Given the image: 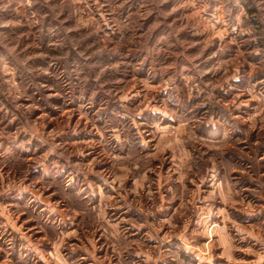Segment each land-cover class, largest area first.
Returning a JSON list of instances; mask_svg holds the SVG:
<instances>
[{"label": "clouds", "instance_id": "9594fccd", "mask_svg": "<svg viewBox=\"0 0 264 264\" xmlns=\"http://www.w3.org/2000/svg\"><path fill=\"white\" fill-rule=\"evenodd\" d=\"M123 4L135 9L128 19L112 14ZM41 34L61 58L39 73L40 101L55 98L59 105L46 107L65 113L55 131L36 111L30 78L18 75L19 67L38 74L31 41ZM132 75L142 79L129 82ZM257 130L264 132V0H0V218L26 252L20 264H85V253L87 264H205L221 242L229 255L239 244L253 253L250 264H264V232L248 228L264 208L245 202L243 185L237 192L225 183L220 167L237 138ZM165 157L171 173L153 175ZM29 176L79 201L63 228L52 221L47 245L19 222V202L43 206L49 218L64 214L55 192L45 195ZM172 198L187 213L183 226ZM76 217L100 231L107 255L94 237L81 240Z\"/></svg>", "mask_w": 264, "mask_h": 264}, {"label": "rangeland", "instance_id": "374dc122", "mask_svg": "<svg viewBox=\"0 0 264 264\" xmlns=\"http://www.w3.org/2000/svg\"><path fill=\"white\" fill-rule=\"evenodd\" d=\"M136 7L138 8L139 5H136ZM128 8L129 6L127 4L116 5L113 7L112 14L114 16L123 15L125 19H128L135 11V9H133L130 12L128 11ZM86 38L88 37H85V39ZM44 39L45 37L43 34H41L33 37L31 41L32 48L35 49V53L37 55L36 59L30 61V63L38 74L35 75V77H31L30 74L22 67L18 68V75L23 73L24 76L30 78L32 87L35 89V98L38 101H40V92L44 86V77L39 74L40 70H50L52 66L51 62L53 60L59 62L61 59L59 55L52 49V45H54L56 41L47 39L46 43H41V41ZM131 43H133V41L129 40V44ZM129 51H131V49H129ZM160 51H162V49H156L157 53ZM42 52L44 53L43 56L40 55ZM132 71L138 72L139 66L132 68ZM118 79H123V77ZM139 79H142V77L136 75L128 77L129 82L132 83ZM46 103L59 105L60 102L55 98L47 102L40 101L36 108L37 112H40L41 108L44 109L43 112H40V115L49 117V124L52 125L51 131H55L57 128H60L64 125L65 113L57 111L56 108H52L49 111V109L46 107ZM77 123H79L78 118L73 117V126H75ZM66 134L71 135V133ZM237 141V144L230 147L228 152L225 154V157L220 161L223 181L225 183H234L235 190L237 192L241 191V185H243L244 191L242 195L246 198L245 202H252L257 204L258 207L264 208V190H261L258 187V184H264V132H260L259 130L253 131L243 142H240L239 138H237ZM66 143L69 146H74L77 141H68ZM4 155H7V153ZM0 159H3V156H0ZM241 160L246 161V163L243 165V170L241 169L240 165ZM154 167L155 171L153 172V175L167 176L171 173L172 163L167 157H165L163 159L157 160ZM4 171L7 172L9 170L5 168ZM19 171L23 173L26 171V169L21 168ZM26 179H28L29 182L37 183V185L40 187H44L45 195H50L51 193L55 192L54 188L45 187L46 184H52L53 181H42L39 177L32 178L30 176L26 177ZM189 183L194 184V181H189ZM51 198L59 205H74L79 203V201L76 200V194L72 191H69L67 188L61 192H55ZM171 202L176 205V207L172 209V213L176 216V219L181 222V226H183L184 216L187 215V213L181 210V204L174 198L171 199ZM6 203L12 205L10 209L11 211L16 210L17 205L15 202L6 201ZM237 206H239V202H237L236 206H233L234 218L236 219H238L241 215L239 211L235 210ZM19 207L21 209V212L18 213L19 222L23 223L25 228L29 227L31 224H39L37 222L39 217H43V220L45 218L41 208H37L34 203L30 204L27 200L19 202ZM223 207L228 206L222 205V208ZM260 215L264 216V212H261ZM217 220L223 223V220L219 215H217ZM238 226V224L231 225L233 229ZM248 228L249 230H254L256 232H264V219L250 224ZM14 237L16 238L14 239ZM0 246L8 250L7 257H5L3 253H0V264H3V260L5 258L11 260L12 264H20L21 255H26L25 250L21 247L17 234L14 233L11 228H7V231H5V224L2 222V218H0ZM252 254L253 253L247 248L236 244L234 252L229 255L226 251V244L221 242L215 248H213L211 257L205 262V264H250V261L246 258L251 257ZM182 256L185 258L186 262L190 259L189 256Z\"/></svg>", "mask_w": 264, "mask_h": 264}, {"label": "crops", "instance_id": "0c3cea01", "mask_svg": "<svg viewBox=\"0 0 264 264\" xmlns=\"http://www.w3.org/2000/svg\"><path fill=\"white\" fill-rule=\"evenodd\" d=\"M72 206L73 205H60L61 213L64 214V215H61L58 219L55 218V217L49 218L46 214L43 213V215H45V218H44V220H42V223L34 224V225L31 224L32 226L30 225L27 228L31 229L32 231L35 232V238L37 240L43 241L44 244L47 245L48 244V237H47L46 233L53 226L52 221L54 220L56 225H59L61 228H63L65 221L69 219V216L66 215V214L71 213ZM44 221L48 222L47 227L44 226V223H43ZM86 223L87 222L85 221L84 217H76L75 218V226L74 227L76 229H78L79 232L82 234L81 240H85L86 241V240H89V239L94 237L99 242L98 243V247L100 248V251L103 252L105 255H107L108 254V249H107V247L104 246V238L101 235L100 231H96L94 233H90V229L86 226ZM41 227H44V231H39L38 230ZM166 234L167 233L165 232V235ZM80 242H81L80 240L74 241V243H80ZM48 247H51V245H48ZM82 259L85 261V264H87V259H88L87 253L84 254ZM179 259L181 261L186 262L185 258L182 255L179 257Z\"/></svg>", "mask_w": 264, "mask_h": 264}]
</instances>
